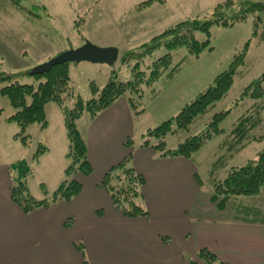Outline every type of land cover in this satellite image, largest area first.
Listing matches in <instances>:
<instances>
[{
  "label": "rangeland",
  "instance_id": "obj_1",
  "mask_svg": "<svg viewBox=\"0 0 264 264\" xmlns=\"http://www.w3.org/2000/svg\"><path fill=\"white\" fill-rule=\"evenodd\" d=\"M227 1L75 0L72 12L66 10L56 13L58 10H49L36 0H20L18 5L10 0H0V74L9 78L0 79V109L3 110L0 114V167L26 160L33 170L27 180L29 192L41 200L46 198L45 191L51 195L67 179L66 169L70 165L67 157L69 142L61 109L53 103L47 105V129L43 131L40 124L29 126L26 134L30 135V139L25 146L17 137L19 127L8 120L15 110L2 93L3 88L15 82L33 83L34 78L30 73L36 66L47 63L65 51L79 48L86 41L98 47L119 48L120 56L114 66L87 62L68 65L71 85L87 101L92 98V83L102 89L112 77L122 82L135 80L133 68L136 59L130 58L125 62L127 53L142 52V47L154 37L180 22L195 18L209 19L216 7ZM232 1L234 8L238 9L245 0ZM259 16L262 22L258 26L255 24L257 17L252 14L233 26L213 25L210 35L212 49L206 48L199 56L192 55L186 47L175 50L162 47L146 57L142 62L146 76L149 74L147 67L168 53L172 55L171 69L174 71H166L152 85L143 83L139 93H134L137 110L141 113L135 115L129 104L133 114L131 117L120 113L110 116L119 123L116 124L118 134L126 133V139H132L137 148L144 143L149 130L175 118L184 107L205 92L219 74L229 69L236 56H243L227 98L196 120L189 131H177L166 138L167 147L176 148L188 137L205 130L212 115L230 111L228 117L219 124L224 132L208 142L192 158L198 165V175L204 181L197 202L192 206V215L219 219L249 211L250 216L256 214L258 218L264 217V188L254 196L230 198L226 205L222 204L224 209L219 211L217 203L213 201L214 188L208 183L210 172H215L214 178L222 180L232 167L256 159L264 149V86L251 89L255 99L241 100L245 88L264 74V13ZM196 36L199 41L207 39L203 33H197ZM247 111L251 116L249 127H252L249 139L245 140L247 147L240 152L232 149L227 153L223 144L228 142L229 130ZM92 124L93 119L89 114H84L78 121L86 142L90 139ZM104 135V141L110 144L111 150L101 155L98 140L93 139L92 147L98 153L97 157V154L93 157L95 166L117 152V137L113 136L111 143L109 131ZM40 144L47 147L46 156L42 154L39 160H35L34 155ZM145 159L141 157L142 162ZM131 166L134 167L132 161ZM188 172L182 171L186 180ZM223 197L216 200L222 201Z\"/></svg>",
  "mask_w": 264,
  "mask_h": 264
},
{
  "label": "crops",
  "instance_id": "obj_2",
  "mask_svg": "<svg viewBox=\"0 0 264 264\" xmlns=\"http://www.w3.org/2000/svg\"><path fill=\"white\" fill-rule=\"evenodd\" d=\"M36 1L49 10H58L56 13L72 12L75 5V0ZM119 113L133 115L126 98L93 119L87 146L94 172L76 175L83 188L71 201L25 214L11 197V164L1 165L0 264H191L202 249L211 251L224 264H264V217L250 216L249 211L219 219L192 215L204 184L192 158L161 157L151 147L134 145L132 162L146 178L143 204L149 216L130 219L115 207L101 183L105 174L131 152L125 146L126 133L118 134L119 123L110 118ZM107 131L111 143L113 136L117 137V152L95 166L93 157L98 153L92 147L93 139L97 138L101 155H106L111 150L104 141ZM246 147H239L237 152ZM141 157L146 158L144 162ZM181 170L189 171L187 180ZM69 221L72 225L67 227ZM80 243L85 253L77 248Z\"/></svg>",
  "mask_w": 264,
  "mask_h": 264
},
{
  "label": "trees",
  "instance_id": "obj_3",
  "mask_svg": "<svg viewBox=\"0 0 264 264\" xmlns=\"http://www.w3.org/2000/svg\"><path fill=\"white\" fill-rule=\"evenodd\" d=\"M10 1L18 5L20 0ZM234 5L232 0L219 4L209 19L195 18L180 22L161 35L154 37L149 44L142 47L144 48L142 52L127 53L124 58L125 62L130 58L136 59L133 68L135 80L122 82L112 77L102 89L92 83V98L87 101H84L71 85L69 64L56 66L51 72L44 75L32 76L34 78L33 83L15 82L3 88L2 93L7 96L11 107L15 110L8 120L19 127L17 137L20 138L23 145L27 146L30 139V135L26 134L29 126L40 124L42 129L48 126L46 107L51 103L56 104L61 109L69 142L67 157L70 160V165L66 169L67 179L51 195L45 191L47 195L44 199H36L29 192L27 180L33 173L31 165L26 160H20L10 165L13 202L25 214H29L38 209L49 208L59 201H71L78 196L83 185L76 179V175L90 176L94 172L93 165L88 158L87 142L78 127V121L84 114H89L92 119H95L121 98L128 100L135 115L141 113L137 110L133 97L134 93H139L143 83L152 85L166 71H174L173 68L171 69L172 55L168 53L147 67L149 74L146 76L145 73L147 72L142 69V62L158 49L165 47L168 50H175L186 47L192 55L199 56L206 48L210 47L213 25L233 26L237 22L245 21L251 14L257 17L255 19L257 26L262 22V17L259 14L264 13V0H245L238 9H235ZM197 33L207 35V39L199 41L196 36ZM210 49L212 48L210 47ZM242 57L241 55L236 56L229 69L219 74L212 85L205 92L199 94L191 104L184 107L175 118L149 130L141 147H151L159 152L161 157L190 159L213 138L222 134L224 130L220 129L219 124L228 117L230 111H220L212 115L205 130L188 137L176 148L169 149L166 143L169 134L181 130L189 131L196 120L208 114L218 102L227 98L234 85ZM0 79L9 78L0 74ZM260 86H264V74L245 88L241 100L255 99L256 96L251 94V89L254 87L257 89ZM2 111L0 109V114ZM250 118V113L247 111L229 130L227 142L229 147L227 143L224 142L223 144V149L227 148L228 150L227 153H230L232 149L245 146V140L249 139L248 136L252 130V127H249ZM253 139L262 140L261 138ZM125 146L131 149V152L123 161L105 174L101 185L109 193L115 207L126 217L130 219L146 218L149 216V212L143 204V187L146 184V178L131 166L132 148L134 146L132 139H128ZM45 152H47V147L40 144L34 159L39 160ZM214 173L210 172L211 177L209 176L208 183L214 188L215 200L224 196L221 198L222 201L213 200L217 203V210L222 211L223 206L227 204L230 198L254 196L262 191L264 188V149L259 152L256 159L249 161L242 167L230 169L227 176L222 180L214 178ZM71 225L72 221L67 222V227ZM76 246L85 253L83 244L80 243ZM85 264L88 262L86 261ZM191 264L224 263L208 249H202L198 253L197 260H192Z\"/></svg>",
  "mask_w": 264,
  "mask_h": 264
},
{
  "label": "water",
  "instance_id": "obj_4",
  "mask_svg": "<svg viewBox=\"0 0 264 264\" xmlns=\"http://www.w3.org/2000/svg\"><path fill=\"white\" fill-rule=\"evenodd\" d=\"M120 50L117 47H98L89 41L79 48L65 51L47 63L36 66L30 73L31 76L44 75L59 65L80 64L83 62L114 66L119 59Z\"/></svg>",
  "mask_w": 264,
  "mask_h": 264
}]
</instances>
